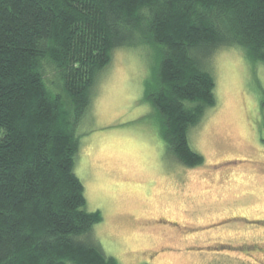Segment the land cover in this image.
<instances>
[{"label": "trees", "instance_id": "obj_1", "mask_svg": "<svg viewBox=\"0 0 264 264\" xmlns=\"http://www.w3.org/2000/svg\"><path fill=\"white\" fill-rule=\"evenodd\" d=\"M230 45L264 62V0H0V264H121L92 238L103 214L75 171L98 76L118 47L155 52L144 97L168 152L196 167L189 131Z\"/></svg>", "mask_w": 264, "mask_h": 264}, {"label": "rangeland", "instance_id": "obj_2", "mask_svg": "<svg viewBox=\"0 0 264 264\" xmlns=\"http://www.w3.org/2000/svg\"><path fill=\"white\" fill-rule=\"evenodd\" d=\"M156 62L147 46L116 48L77 127L75 171L87 209L103 214L92 238L121 264H244V253L222 246L256 229L213 223L264 213V178L243 167L264 159V62L238 46L214 53L217 101L189 131L204 156L191 168L168 152L163 119L144 97Z\"/></svg>", "mask_w": 264, "mask_h": 264}, {"label": "flooded vegetation", "instance_id": "obj_3", "mask_svg": "<svg viewBox=\"0 0 264 264\" xmlns=\"http://www.w3.org/2000/svg\"><path fill=\"white\" fill-rule=\"evenodd\" d=\"M260 161L258 164H250V165H245L243 166L246 169L247 172L249 173H258V175L262 178H264V159L259 158ZM250 168V169H249ZM228 169H221L219 171H216V174H221L222 172L227 171ZM210 171L205 172L204 174L208 175ZM254 173V174H255ZM256 175V174H255ZM256 218V219H255ZM228 219L232 220H237L245 229H256L254 231V236L248 239V237H244L243 240L244 242H241V245L239 246H234V245H229L226 246L227 244H223L222 250L225 251H236V252H242L244 253L245 256L242 258H245V263L249 264H264V223L261 221L264 219V213L260 215H248V214H241L238 216H232L228 217L226 219L221 220L218 223H213L214 226L216 227H222L225 225L231 224ZM229 222V223H228ZM260 223V224H259ZM212 247V246H210ZM218 247V246H216ZM214 248V247H213Z\"/></svg>", "mask_w": 264, "mask_h": 264}]
</instances>
